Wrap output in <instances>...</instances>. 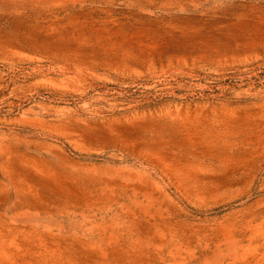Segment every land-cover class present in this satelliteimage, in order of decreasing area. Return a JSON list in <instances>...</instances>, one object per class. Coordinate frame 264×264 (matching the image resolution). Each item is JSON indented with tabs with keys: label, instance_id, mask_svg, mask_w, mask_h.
Returning <instances> with one entry per match:
<instances>
[{
	"label": "rangeland",
	"instance_id": "1",
	"mask_svg": "<svg viewBox=\"0 0 264 264\" xmlns=\"http://www.w3.org/2000/svg\"><path fill=\"white\" fill-rule=\"evenodd\" d=\"M0 264H264V0H0Z\"/></svg>",
	"mask_w": 264,
	"mask_h": 264
}]
</instances>
